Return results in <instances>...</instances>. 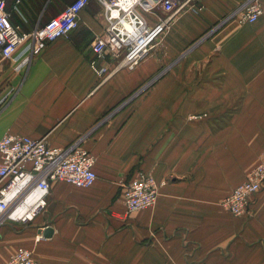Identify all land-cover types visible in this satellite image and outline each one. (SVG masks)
I'll return each instance as SVG.
<instances>
[{"label": "crops", "instance_id": "0c3cea01", "mask_svg": "<svg viewBox=\"0 0 264 264\" xmlns=\"http://www.w3.org/2000/svg\"><path fill=\"white\" fill-rule=\"evenodd\" d=\"M71 1L24 0L21 18L6 0L22 32ZM247 1L195 0L135 69L104 81L90 67L105 26L97 0L39 56L30 59L26 42L0 59V93H15L0 108V136L57 148L79 141L96 173L87 188L53 183L30 222L2 216L0 264L20 247L43 264H264V182L248 215L220 205L264 154V19L237 21ZM100 65L112 68L108 58ZM140 172L164 185L152 209L127 214L124 186Z\"/></svg>", "mask_w": 264, "mask_h": 264}, {"label": "built area", "instance_id": "2783aa9c", "mask_svg": "<svg viewBox=\"0 0 264 264\" xmlns=\"http://www.w3.org/2000/svg\"><path fill=\"white\" fill-rule=\"evenodd\" d=\"M102 6L105 26L90 43V67L102 81L120 69L133 70L169 29L176 14L195 0H97ZM89 0H73L60 14L29 32L12 24L6 0H0V59L9 60L17 49L30 43V59L39 56L50 43L67 36L79 25V14ZM12 12L23 18L24 0H13ZM240 24L254 23L264 10L257 0H248L237 12ZM109 59L112 68L100 65ZM15 93H0V108ZM95 159L79 141L65 148L49 147L44 139L6 134L0 136V219L30 222L46 206L45 197L53 183L77 188L90 187L96 180ZM264 182V154L246 179L226 195L220 205L232 216L248 213L250 198ZM164 182L138 173L124 186L123 204L127 214L152 207ZM7 213L6 215H4ZM1 222V220H0ZM39 240L40 237L35 238ZM4 264H43L30 249L20 247Z\"/></svg>", "mask_w": 264, "mask_h": 264}, {"label": "rangeland", "instance_id": "374dc122", "mask_svg": "<svg viewBox=\"0 0 264 264\" xmlns=\"http://www.w3.org/2000/svg\"><path fill=\"white\" fill-rule=\"evenodd\" d=\"M156 46V45H155ZM153 47L151 50H150V52H153V50L154 49H156V47ZM161 54V53H160ZM161 56H162V54H161ZM178 64V63H177ZM177 64L173 67V71H174V73L176 74V75H179V73L181 72V71H183L184 70V66H181V65H179V66H177ZM163 73H162V70H160L154 77H152L151 79H150V93H153L154 92V89H158L159 87H161V84H162V81H163ZM168 77V76H167ZM153 87H155V88H153ZM147 88V87H146ZM145 90V88H139L138 89V91H136L135 93H142L143 91ZM254 90H256L257 91V89H254ZM146 91V90H145ZM161 91V90H160ZM260 161V160H259ZM253 168V167H252ZM143 173V172H142ZM134 178V177H133ZM132 178V179H133ZM246 179V178H245ZM258 193V192H257ZM254 196V195H253ZM252 196V197H253ZM251 197V198H252ZM251 198H250V203H251ZM249 208H250V205H249ZM225 210V209H224ZM226 211V210H225ZM227 212V211H226ZM228 214H230L229 212H227ZM248 213H249V211H248ZM248 213L246 214V215H248ZM246 215H244V216H246ZM235 217V216H234ZM242 217V216H241Z\"/></svg>", "mask_w": 264, "mask_h": 264}, {"label": "bare ground", "instance_id": "6f19581e", "mask_svg": "<svg viewBox=\"0 0 264 264\" xmlns=\"http://www.w3.org/2000/svg\"><path fill=\"white\" fill-rule=\"evenodd\" d=\"M154 180H155V179H154ZM163 185H164V184H163ZM163 185H162V186H163ZM162 186H161V187H162ZM161 187H160V188H161ZM158 196H159V192H158V194H157V196H156V199H155V203H154V205L156 204V201H157V199H158ZM154 205H153L152 207L148 208V209H152V208L154 207ZM148 209H144V210H148ZM144 210H142V211H144ZM133 213H134V212H133ZM16 251H17V250H16ZM16 251H15V252H16ZM15 252H14V253H15ZM14 253H13V254H14ZM34 258H35V257H34ZM9 259H10V257L8 258V260H9ZM35 259H36V258H35ZM8 260H7V261H8ZM7 261H6V262H7Z\"/></svg>", "mask_w": 264, "mask_h": 264}, {"label": "water", "instance_id": "95a60500", "mask_svg": "<svg viewBox=\"0 0 264 264\" xmlns=\"http://www.w3.org/2000/svg\"><path fill=\"white\" fill-rule=\"evenodd\" d=\"M48 233L49 234L51 233V229L50 228H47L44 234L47 235Z\"/></svg>", "mask_w": 264, "mask_h": 264}, {"label": "trees", "instance_id": "16d2710c", "mask_svg": "<svg viewBox=\"0 0 264 264\" xmlns=\"http://www.w3.org/2000/svg\"><path fill=\"white\" fill-rule=\"evenodd\" d=\"M60 1H62V0H60ZM62 3V2H61Z\"/></svg>", "mask_w": 264, "mask_h": 264}]
</instances>
